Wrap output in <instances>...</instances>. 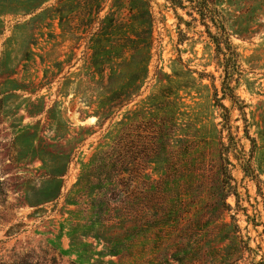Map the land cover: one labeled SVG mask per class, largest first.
I'll list each match as a JSON object with an SVG mask.
<instances>
[{
	"label": "rangeland",
	"instance_id": "rangeland-1",
	"mask_svg": "<svg viewBox=\"0 0 264 264\" xmlns=\"http://www.w3.org/2000/svg\"><path fill=\"white\" fill-rule=\"evenodd\" d=\"M29 1L0 0V264H217L226 242L219 232L209 243L212 225L203 222L222 206L226 183L251 220L264 223V0H209L238 54L228 74L210 20L188 2L173 10L151 0L148 78L139 96L111 109L101 125L98 87L108 85L110 71L116 72L112 93L132 86L143 66L144 26L112 8L114 0H106L98 18L87 15L81 0H70L62 22L59 0L46 2L42 8H51L35 19L21 15ZM227 86L244 103V115L222 99ZM217 99L230 112L246 158L252 156L259 184L245 176L234 153L232 181L218 177V141L226 142L227 132L220 133ZM162 123L166 149L157 131ZM124 126V180L103 186L106 197L96 183L74 188L90 158L109 149ZM69 152L66 174L56 183L43 179L61 171ZM225 202L234 209L232 195ZM196 216H204L202 224ZM238 219L256 261L264 259L263 227L248 225L242 212Z\"/></svg>",
	"mask_w": 264,
	"mask_h": 264
},
{
	"label": "trees",
	"instance_id": "trees-1",
	"mask_svg": "<svg viewBox=\"0 0 264 264\" xmlns=\"http://www.w3.org/2000/svg\"><path fill=\"white\" fill-rule=\"evenodd\" d=\"M48 1L49 0L29 1L25 5L24 10L21 11V15L32 16V19L39 17L40 14L42 15L51 8H42V6ZM69 1L70 0H59V2L65 4L61 11V22L65 20V17L62 16V13H64L65 11L67 13L72 9V7H70ZM81 2H83L82 9L87 12V15L93 14L96 18H98L106 0H81ZM123 2L125 3V7L121 5ZM165 2L168 3L173 10H175L176 8H184V2H188L191 5L192 10H195L199 14L201 19L210 20V22L218 31L216 35H211V39L216 45L218 54L223 56L222 60L224 64V72L228 74V71L230 69V59L234 58L235 60H237L238 54L234 51L233 46L231 45V42L229 41V38L226 35V32L223 27L224 25L222 17L216 10L212 8L213 4L209 0H165ZM76 8H81V5L77 6ZM112 8H116L117 11H120L121 9L126 10L127 15L130 16V19L132 21L138 22L139 24L144 26L145 30L140 33V39H145V43L141 48L144 51L143 59L140 61L143 66L138 72H135L133 77L131 78V87L128 86L126 83L123 86L117 88L118 90L115 93H112L113 87H111L109 83L112 81V78L116 75V72H109L108 85L106 87H98L99 90H101L99 97L102 98L99 102V109L96 111V117L98 119L99 124H102L105 120L109 118L107 113L110 112L111 109L113 110V108L115 107L117 109H121L132 98L139 96L140 87L148 78V65L152 58L151 50L153 46V26L155 23V15L153 7L151 5V0H114ZM38 11L41 12L37 14ZM59 12L60 11H57V13ZM97 74L99 75L100 79L103 78V71H98ZM224 90L225 91L223 92L222 99H228L232 103V106L237 107L240 113L244 115V103L239 100L236 95H234L233 89L227 86ZM114 102L117 103H115V105H110ZM216 102L217 106L220 107L223 112L221 114L222 131L220 133L222 134L223 130L227 132V136L224 137L226 139V142L223 140V137H220L218 141V177H226L230 181H232V178L228 171V167L233 166L229 154L234 153V159L240 163V167L245 176L250 177L257 184H259V175L256 174L251 167L250 160L252 156L246 158L244 148L240 143V138H238L237 135H233L232 133V127L230 126L231 120L229 110L222 103H220L218 99ZM244 122H246L245 119ZM166 128L167 125L165 123H162L157 129V131H161L160 134L162 135V139L160 140L162 143L161 146H163L164 149H166L165 145H168L169 143V140H167V138L165 137L167 134ZM126 134L127 133L124 126L120 131L119 136L112 144V146L109 147V149L99 151L90 158L89 167L80 173L78 180L74 185V188L79 187L81 184L93 185L94 183H96L100 186L98 187L100 190L98 191V194H102L103 197H106V193L103 191V186L119 184L124 180L123 176L127 172ZM244 136L249 139L246 128ZM249 140L251 142V153H253L256 148V144L253 139ZM71 155L72 152H69L67 155H64L65 164H63V167H61V171L58 169L49 171L48 173H46V175H44L43 179H47L46 181H49L51 183H56L55 181L57 179L61 178L63 175L66 174L68 166L72 161L73 156ZM40 160L42 162L43 167L45 168V160ZM220 182L222 183V181ZM257 188L258 190H260L258 186ZM196 189V193L193 194L194 197H197V194H199L197 192L200 189L199 186H196ZM223 192L224 194L222 193L220 199L222 202V206H215L214 216H208V218L203 222L205 223V226L212 225V228H210L209 243L214 242L216 234H218L219 232L222 234L221 237L218 238L219 241L226 242V245L224 246L225 253L220 258L217 264H237L247 259L250 260L248 264H264L263 258H261V260L259 261H256V249L250 246V237L243 234V231L246 230L247 227L244 229L241 228L239 224L238 214L239 212L243 213V215L246 217L245 222L248 225L250 224V222H252L251 224L254 227H258L261 225L263 227V233L264 223H255V220H251V218L246 214L245 209L242 208L239 204V195L237 193L236 188L234 186H231L229 182L226 183L225 188H223ZM59 194L60 186L57 187L53 198H57ZM112 194L114 193H111L110 195ZM230 195H232L235 199L234 209H232L225 202L227 197ZM232 211L234 213H232ZM217 212H222L221 214H226V218H228L229 220L227 221L225 220V218L217 217ZM203 217L199 218L196 216L194 221L197 224H200V222L202 224V219L204 220ZM256 248L260 249V247L258 246ZM245 255H247L246 258ZM184 259L185 258L180 260V263H183Z\"/></svg>",
	"mask_w": 264,
	"mask_h": 264
}]
</instances>
